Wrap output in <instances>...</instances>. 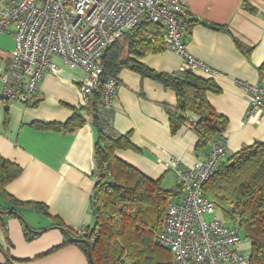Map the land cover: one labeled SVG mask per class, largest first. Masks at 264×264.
Here are the masks:
<instances>
[{"label":"crops","instance_id":"0c3cea01","mask_svg":"<svg viewBox=\"0 0 264 264\" xmlns=\"http://www.w3.org/2000/svg\"><path fill=\"white\" fill-rule=\"evenodd\" d=\"M183 1L188 54L222 75L213 79L220 92L208 93L206 98L228 121L224 133L227 159L256 141H264V120L244 121L248 94L234 84V80L264 83L258 71L264 63V0ZM189 21L196 22L189 28ZM235 40L252 49L249 55L237 47ZM12 49V35L0 34V94L1 76ZM136 60L156 72L172 74L180 72L183 64V59L168 48ZM53 64L54 70L43 76L30 104L0 101V156L21 169L6 192L15 200L41 204L47 211V216L27 208L16 209V215L0 213V264L8 259L12 264H89L74 245L60 247L64 236L53 224L58 220L74 231L94 225L90 202L95 182V131L89 120L69 133L35 125L63 124L80 111L78 88L86 72L67 66L57 57ZM194 74L207 78L200 71ZM116 82L110 127L116 135L130 133L134 146V150L117 151V156L149 177L161 178L162 185L170 180L175 186L169 159L192 166L203 160L209 146L196 150V135L184 127L175 134L169 131L167 109L177 104L174 92L126 68L118 72ZM0 206L5 210L9 207L2 200ZM26 225L30 234L43 232L28 238ZM244 246L248 248L246 242Z\"/></svg>","mask_w":264,"mask_h":264},{"label":"trees","instance_id":"16d2710c","mask_svg":"<svg viewBox=\"0 0 264 264\" xmlns=\"http://www.w3.org/2000/svg\"><path fill=\"white\" fill-rule=\"evenodd\" d=\"M194 22L189 21L188 27ZM165 42L163 25L153 24L144 17L99 58L102 68L99 91L92 95L87 105L63 124H35L42 129L68 133L82 127L88 120L93 126L96 137L95 182L90 212L94 225L80 233L68 229L58 220L53 225L64 236L60 247L74 245L86 259L89 249L94 264H173L172 254L156 244V236L162 229L168 201L183 194L182 187L176 183L172 188L165 189L161 178H151L117 156V151L134 150V146L131 145L130 133L116 135L111 130L109 120L112 112H107L102 103L103 84L107 80L116 79L118 72L126 68L174 92L177 104L167 109L169 131L177 133L185 123H191L192 117H196L197 121L191 123L189 130L196 135L195 148L198 151L213 142H221L225 137L228 121L215 112L206 98L208 93L218 94L221 90L213 79H203L190 70L173 74L156 72L137 62L136 59L144 56L163 53L167 48ZM235 43L249 55L251 48L242 46L237 40ZM258 71L259 77L264 80V63ZM0 101L8 103L1 97ZM20 172L18 165L0 156V200L9 206L7 210L0 206V211L16 215V209L27 208L47 216L46 208L41 204L18 201L7 194L6 186ZM203 192L225 221L233 222L235 228L242 231V237L248 244L249 264H264V141H256L222 160L208 178ZM41 232L43 230L30 234L31 230L25 228L28 238ZM11 262L8 259L4 263Z\"/></svg>","mask_w":264,"mask_h":264},{"label":"built area","instance_id":"2783aa9c","mask_svg":"<svg viewBox=\"0 0 264 264\" xmlns=\"http://www.w3.org/2000/svg\"><path fill=\"white\" fill-rule=\"evenodd\" d=\"M185 12L183 0H0V34L13 37L0 97L30 104L43 76L54 70L53 58L57 57L69 67L85 70L78 89L82 106L87 105L99 91V58L144 17L163 25L167 48L183 59L180 72L222 77L188 54L184 43L187 27L181 18ZM234 84L248 94L244 121L264 120V83L234 80ZM116 90V79L103 84L102 103L107 112L113 109ZM195 121L192 117L191 123ZM191 123L184 128L189 130ZM225 140L211 143L203 160L192 166H182L173 157L168 161L183 194L168 201L156 244L172 254L173 264H249V252L242 253L245 240L239 229L227 224L203 192L225 158ZM205 215L211 217L203 220Z\"/></svg>","mask_w":264,"mask_h":264},{"label":"rangeland","instance_id":"374dc122","mask_svg":"<svg viewBox=\"0 0 264 264\" xmlns=\"http://www.w3.org/2000/svg\"><path fill=\"white\" fill-rule=\"evenodd\" d=\"M4 34H6V33H4ZM173 183H174V182H172V181H170V180H165L163 186H164V188H172V187H173ZM202 217H203V220H208L211 216H209V215H205V216H202ZM227 224H228L230 227H235L234 224H233V222H231V221H227ZM239 232H240V234L242 235V231L239 230ZM247 250H248V248H244V249L242 250V253L247 252Z\"/></svg>","mask_w":264,"mask_h":264},{"label":"water","instance_id":"95a60500","mask_svg":"<svg viewBox=\"0 0 264 264\" xmlns=\"http://www.w3.org/2000/svg\"><path fill=\"white\" fill-rule=\"evenodd\" d=\"M1 212V211H0ZM26 227H27V225H26ZM28 228V227H27ZM86 244H87V242L86 241H84ZM92 257H91V253H90V250L88 249V258L87 259H89L88 261H89V263L90 264H94L93 263V260L91 259Z\"/></svg>","mask_w":264,"mask_h":264}]
</instances>
